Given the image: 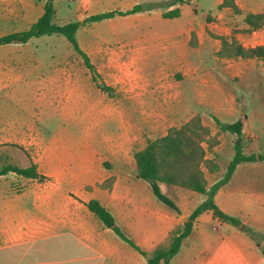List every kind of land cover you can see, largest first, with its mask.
<instances>
[{
    "label": "rangeland",
    "instance_id": "rangeland-1",
    "mask_svg": "<svg viewBox=\"0 0 264 264\" xmlns=\"http://www.w3.org/2000/svg\"><path fill=\"white\" fill-rule=\"evenodd\" d=\"M46 1L0 0V36L29 28ZM121 1L96 0L87 7L79 6V0H54L55 20L66 24L125 9ZM219 1L193 0L191 7L197 11L191 8L180 19L166 20L155 13L135 22L118 16L80 27L76 38L101 80L113 87L112 95L97 86L92 71L62 34L1 45L0 147L27 146L36 160L50 142H92L101 148L120 144L134 154L148 140L189 122L208 152L219 154L225 171L237 135L222 131L214 117L232 123L247 115L258 138L246 151L264 154V65L235 54L236 45L249 48L264 42L255 31L247 32L244 22L247 12H264V0H240L241 13L227 9L221 16ZM170 2L156 6V0H148L145 10L168 12ZM188 24L195 30L182 33ZM7 84L17 97L5 89ZM132 159L129 167L135 172ZM211 169L217 166L212 163ZM220 172L205 171L210 181ZM13 185L20 188L19 181ZM40 256L52 261L57 254Z\"/></svg>",
    "mask_w": 264,
    "mask_h": 264
},
{
    "label": "crops",
    "instance_id": "crops-1",
    "mask_svg": "<svg viewBox=\"0 0 264 264\" xmlns=\"http://www.w3.org/2000/svg\"><path fill=\"white\" fill-rule=\"evenodd\" d=\"M95 1L79 0V6L88 7ZM147 1L122 0L126 8L117 10L125 11L137 4L145 6ZM192 1L183 0L177 5L170 2L172 9L177 7L180 13L164 18L180 19L185 11L190 13L191 8L196 12L197 7H191ZM234 1L242 10L240 0ZM156 2V6L161 5L162 0ZM227 9L231 8L219 7V16ZM164 12L167 11L152 9L118 16L135 22L144 20L148 14L163 15ZM193 30L194 26L188 24L182 33ZM129 31L137 32V29ZM198 35L201 36L199 31ZM254 35L264 37V29L255 31ZM9 88L7 84L5 89L17 97ZM243 118L244 151L254 153L246 149H251L258 138L255 123L247 115ZM248 139L251 142L248 143ZM0 148H6L0 149V170L8 164L27 167L33 161L46 176L40 181L14 171L0 174V264H147V258L107 227L89 208L88 202L100 200L112 212L117 225L142 250L152 252L168 241L171 232L183 225L207 198L195 190L161 182L163 193L178 206L179 211L175 210L157 197L149 181L138 175L137 165L135 172L131 171L133 151L131 154L130 147L120 144L101 148L92 142H50L37 160L29 155L27 146ZM216 156L219 154L212 156L207 152L206 155L217 170L205 167V171L216 175L221 170L216 180L210 181L206 176L209 186L226 171L222 170ZM229 161H223L226 167ZM34 180L39 183L35 184ZM15 181L20 182V188L13 185ZM214 200L222 211L242 223L239 226L227 223L211 209L205 210L197 217L191 233L169 264H264V161L239 164ZM41 253H53L57 257L47 261L41 258Z\"/></svg>",
    "mask_w": 264,
    "mask_h": 264
},
{
    "label": "trees",
    "instance_id": "trees-1",
    "mask_svg": "<svg viewBox=\"0 0 264 264\" xmlns=\"http://www.w3.org/2000/svg\"><path fill=\"white\" fill-rule=\"evenodd\" d=\"M182 1L173 0L171 4L177 5ZM219 7L221 9L229 7L236 13L242 12L234 0H223ZM145 8L144 4H137L125 11H106L90 15L83 21H70L66 24H59L55 20L56 8L54 0H47L43 7V13L29 28L0 36V46L6 44H25L32 38L62 34L67 37L74 50L83 58L86 66L92 71V78L97 86L112 95L113 87L101 80L90 56L78 42L76 32L80 27L91 26L95 22L118 15L133 14L143 11ZM179 13L180 10L176 7L168 12H164L163 16L172 18L178 16ZM244 22L248 25L247 32L256 31L264 25V12L249 11L245 15ZM235 54L243 58H255L264 65V44L249 48L236 45ZM214 119L222 131L236 134L237 138L234 141L235 154L227 164L224 175L210 186L208 185L204 168L208 167L212 170V160L206 158L208 150L203 146L202 141L197 139V133L191 128L189 122L181 127H172L166 135L148 140L145 147L134 152L138 175L142 179L149 181L157 197L175 210L179 211V208L170 197L163 193L160 187L161 182L186 187L207 196L206 200L193 211L183 225L171 232L168 241L159 245L152 252L142 250L117 225L112 212L100 200L92 199L88 202L89 208L107 227L112 228L124 241L128 242L147 258V264H169L170 259L179 252L185 239L191 233L195 220L205 210L211 209L215 216L227 223H232L236 226L242 223L239 218L222 211L215 203L214 197L217 191L230 180L239 164L243 162L264 161V154L245 153L242 132L244 126L243 116L232 123L223 122L218 117H214ZM9 171H14L18 175L40 181L46 178L45 175L39 172L37 163L33 161L27 167L8 164L0 170V174ZM250 233L255 237L253 231L250 230ZM262 250L264 252V247Z\"/></svg>",
    "mask_w": 264,
    "mask_h": 264
}]
</instances>
